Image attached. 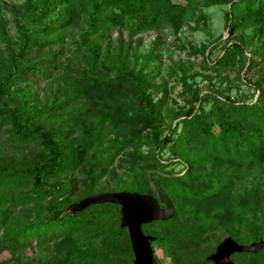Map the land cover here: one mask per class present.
<instances>
[{
  "label": "trees",
  "instance_id": "1",
  "mask_svg": "<svg viewBox=\"0 0 264 264\" xmlns=\"http://www.w3.org/2000/svg\"><path fill=\"white\" fill-rule=\"evenodd\" d=\"M223 3L227 5L223 13L224 26L229 33L236 34L221 44L216 43L220 39L218 37L213 47L220 48V54L213 60L207 56L204 58L216 66H224L241 57L251 67L255 64L253 57L258 55L256 59H264L263 52L257 55L254 54L255 51L245 52L246 40L240 32L250 30L251 39L257 38V34L264 30V0H23L18 4L25 22L16 23V48L9 51L0 67V134L5 132L6 140L15 145L34 141L39 146V152L31 164L0 166V230L6 228L9 219L10 206L7 204H33L40 207L32 220H23L20 224L10 226L5 237L14 248L67 238L91 226L93 222L105 221L100 217L103 212L111 209L109 203H93L81 210H64L65 204L59 197L69 194L72 187L65 180L50 182V177L67 170H75L85 157H88V169L91 170L92 165H97L95 174L101 175L105 171L104 167L112 162L121 149L133 146L129 152L131 156L139 157L143 153L129 137L113 138L105 148L95 146L93 143L98 137L97 121L92 122L91 128H87L84 127L85 121L79 116L76 121L80 126V134L72 138V144L64 148L60 137L45 127L38 117L50 111L61 110L72 102H81L94 95L129 85L139 101L138 105L131 108L130 114L125 110L118 112V107L114 106L106 110L111 118L123 121L128 126H148L151 142L157 149L169 145L178 147L192 144L200 150L195 154L179 153L178 159L169 160L182 164L179 175L165 176L163 173L160 176L163 181L174 185L173 188L164 187L174 202V214L160 221L165 225L172 224L184 212L185 206L181 199H205L220 195L241 178L238 171L240 167L248 170L262 163L264 77L249 83L253 91L249 99L218 95L211 91L204 94L195 92L189 106L178 113L181 116L179 130L175 124L169 126L167 132L161 136L158 113L164 98L154 99L148 90L149 72L142 69L135 71L128 66L125 57L118 55L113 74L103 79L92 70L97 58V46L86 44L89 47L87 55L84 56V67L76 70L60 60L59 48L52 47V44L63 39L61 31L70 26L81 25L78 46L80 41L86 43L87 38L99 32L125 26L128 27L130 35L159 31L165 27L177 32L193 15L195 7ZM5 33L3 24H0V38H4ZM31 51L33 52L26 55ZM151 55L150 50L145 54V59ZM58 71L64 97L32 109L30 101L33 93L25 90L18 93L20 89L16 85L47 82ZM8 97L17 99V103L7 104L5 99ZM206 102H210L208 109L204 106ZM85 112L86 110H82L81 113ZM210 117H213V122L209 120ZM214 126L217 130L213 129ZM142 155L157 162L162 161L158 154ZM217 161L227 164L222 162V166L219 163L206 168ZM26 183H29V187L25 190L16 193L10 191ZM56 186L60 192L53 196ZM188 187H200L204 190L195 195ZM47 197L52 198L45 205H41ZM114 206L118 208L117 204ZM250 229L254 230L253 227ZM209 230L210 226L205 224L188 227L174 235L171 241L187 240ZM122 231L123 228H120L116 234H107L101 240L97 252L70 246L62 258L52 264H71L75 261H80V264H104L110 258L112 243L117 241ZM254 232V239L264 236L262 230ZM9 251L12 260L13 250ZM234 256H238L239 261L236 264H264V248L255 252H235ZM15 264L23 263L17 260ZM29 264L42 263L33 260Z\"/></svg>",
  "mask_w": 264,
  "mask_h": 264
},
{
  "label": "rangeland",
  "instance_id": "2",
  "mask_svg": "<svg viewBox=\"0 0 264 264\" xmlns=\"http://www.w3.org/2000/svg\"><path fill=\"white\" fill-rule=\"evenodd\" d=\"M22 1H0V24H3L6 31L5 39L0 38L2 60V62L0 60V67L9 51L16 48V23L25 22L18 9V4ZM226 6L223 3L195 7L193 15L177 32H172L170 28L165 27L159 31L151 30L147 33L130 35L128 27L125 26L99 32L87 38L86 43L80 41L79 46L77 42H79L81 25L70 26L61 31L63 39L52 44V47L59 48L60 60L76 70L84 67V56L87 55L89 47L86 44L97 46V58L92 65V70L103 79L113 74L118 55L125 57L128 60V66L135 71L142 69L144 72H149L148 90L154 99L164 98L158 113L159 130L162 136L169 126L177 124V130H179L181 116L178 113L189 106L195 92L204 94L211 91L218 95L249 99V95L253 92L249 83L264 77V59H256L259 52H263L264 58V30L257 34V38L251 39L249 38L250 30L240 32L246 40L245 52L255 51L254 54L257 55L253 57L255 64L251 67H248L246 59L241 57L224 66H216L204 58L207 56L208 59L213 60L217 54H220V48L213 47L218 37L220 39L216 43L221 44L222 41L229 40L236 34V32L229 33L224 26L223 13ZM150 50L151 57L145 59V54ZM60 83L58 71L47 82L16 86L20 89L18 93L23 90L33 93L30 106L34 109L44 103L61 100L64 95ZM5 102L14 105L17 99L8 97ZM138 103L136 95L128 85L112 92L94 95L81 102H72L61 110L50 111L38 117L45 127L50 128L60 137L64 148L72 144V138L80 134V126L76 121L79 116L85 121L84 127L87 128H91L92 122L97 121L98 137L93 143L95 146L105 148L113 138L129 137L132 143L138 145L142 154H158L162 161H154L151 157L148 159L142 154L139 157L131 156L129 152L133 146H127L119 151L109 165L104 167L105 171L101 175L95 174L97 165H92L91 170L88 169L89 161L88 157H85L75 170H67L50 177L48 179L50 182L65 180L72 187L69 194L59 197L65 204L64 210H81L93 203H109L111 209L102 213L100 218L105 221L93 222L91 226L83 228L70 237L46 244H32L22 248H14L10 244L9 239L5 237L10 226L20 224L23 220H32L39 212L40 206L7 204L10 206L9 219L6 228L0 230L1 264H15L17 260L23 264H29L33 260H39L42 264H52L62 258L65 250L70 246L97 252L101 240L107 234H116L120 228H123L121 236L112 243L110 258L104 264H134L135 255L130 246L126 226H121L125 205L114 202L109 195L118 192L149 195L157 200L158 209L166 210L167 208L169 211L168 207L172 204L174 214V202L164 189V187L173 188L174 185L163 181L160 176H163V173L166 174L165 176L180 174L182 164L169 161L173 158L178 159L179 153L188 155L200 152L192 144L178 147L169 145L157 149L151 142L148 126H128L123 121L111 118V114L106 111L116 106L118 112L125 110L127 114H130L131 108ZM204 106L208 109L210 102H206ZM82 110L86 112L81 113ZM209 120L213 122V117ZM213 129L217 130L216 126ZM38 152L39 146L34 141L15 145L6 140L5 132L0 134V166L31 164ZM222 162L224 165L227 164L224 161H217L206 168L209 169L219 163L222 166ZM238 171L241 173V178L220 195L205 199H181L185 210L172 224L165 225L160 222L164 219L157 218L141 225L143 234L148 238L153 258L152 264H214L210 256L215 254L218 244L225 236H231L240 244L264 242V236L258 239L253 238L256 234L254 230H262L264 235V155L260 165L248 170L240 167ZM28 187L29 183H26L10 191L16 193ZM157 187L166 194L171 204L161 202ZM188 188L195 195L201 194L204 190L200 187ZM59 192L56 186L53 196ZM88 197L90 201L86 203ZM50 198L52 197H47L41 205H45ZM114 204L118 205L117 209ZM200 224L209 225L210 230L180 242L171 241L177 233ZM9 250H13L14 259L12 260ZM234 253L229 254L232 264L239 261ZM71 264H80V261Z\"/></svg>",
  "mask_w": 264,
  "mask_h": 264
},
{
  "label": "water",
  "instance_id": "3",
  "mask_svg": "<svg viewBox=\"0 0 264 264\" xmlns=\"http://www.w3.org/2000/svg\"><path fill=\"white\" fill-rule=\"evenodd\" d=\"M158 196L163 204L169 202L166 194L159 189ZM114 202L125 205L124 215L121 226H126L130 246L135 255L134 264H152L153 258L148 244V238L141 230L143 223L153 219H166L173 214V205H169L168 209L161 210L157 208V200L149 195L118 192L109 195ZM90 201V197L86 198V203ZM167 206V205H166ZM264 248V242L255 244L237 243L231 236H225L218 244L214 255L210 256L214 264H232L229 260L231 252H255Z\"/></svg>",
  "mask_w": 264,
  "mask_h": 264
}]
</instances>
